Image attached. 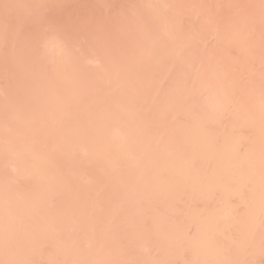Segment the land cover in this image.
<instances>
[{
    "label": "rangeland",
    "instance_id": "rangeland-1",
    "mask_svg": "<svg viewBox=\"0 0 264 264\" xmlns=\"http://www.w3.org/2000/svg\"><path fill=\"white\" fill-rule=\"evenodd\" d=\"M261 101L264 0H0V264L194 262L193 221L217 204L203 183L184 189L178 147L231 155L219 136L250 139L253 122L264 144ZM193 151L184 165L207 172ZM137 152L162 175L147 190ZM212 235L211 264H264V229L239 249Z\"/></svg>",
    "mask_w": 264,
    "mask_h": 264
},
{
    "label": "bare ground",
    "instance_id": "bare-ground-1",
    "mask_svg": "<svg viewBox=\"0 0 264 264\" xmlns=\"http://www.w3.org/2000/svg\"><path fill=\"white\" fill-rule=\"evenodd\" d=\"M49 35V33H48ZM46 50L50 53L53 60H56L54 64L56 66H61L64 68L65 61H61L64 58V54L67 51V46L63 42L56 38L49 36L47 39ZM63 50V51H61ZM230 91L235 89L229 87ZM261 105L264 107V101H261ZM206 108L213 107L211 104H204ZM239 106L246 111L247 106L242 99L239 100ZM216 108L222 109L220 106L216 105ZM239 108V107H235ZM235 123V121H233ZM222 125V122L216 123L214 131H216ZM255 128L257 129L255 135L252 138L240 137L238 135L230 134L228 129L223 137L225 142H223L221 136L218 140V146L222 145L226 149L233 151L236 150L231 155L225 153L223 156L216 157L212 161L206 160L204 157V144L202 141H198L197 144L189 146L182 144L178 147V165L180 169L178 171L179 178L184 179L183 185L185 190L192 192L193 194L199 193L190 190V187L197 183L205 184L208 189L203 193L202 196H214L217 206L210 214L200 215L199 219L193 221L196 227L200 230H194L196 244L193 245L192 258L194 262L192 263H182V264H211L209 260L206 259L207 252L209 253L208 247H205L202 252L199 250L202 245L209 243L208 237L210 234L214 237V243H216V238L219 242L220 248H226L230 246H235L239 249L241 242L240 234L243 232H249L250 237L253 234H259L261 230L264 229V205L261 206L259 203L264 201V144L263 140L260 139V131L256 122H253ZM121 127L117 121H113L110 125V131L114 134L115 138H119L121 135ZM217 129V130H218ZM263 145V146H262ZM192 148L194 153H192V158L195 160L203 158L204 167L207 172L197 173L196 169H187L184 165L186 160V155L190 152ZM141 152L134 153L131 157L132 166L131 169L138 172V182L139 185L147 190L152 182L156 178H161L162 175L153 173V171L142 166L143 156L140 155ZM242 186L243 192L237 190V186ZM246 188V189H245ZM37 208V207H33ZM253 215H257V221H254ZM33 231L39 235H46V231L39 224L38 221H33ZM195 227V228H196ZM236 227L238 231H236ZM0 229H8L7 227H0ZM220 232V235H215V233ZM215 235V236H214ZM232 236L235 240L231 241ZM182 240L181 238H178ZM255 238H250L248 242L254 244ZM87 241V239H84ZM212 241V240H211ZM207 242V243H206ZM264 245V240L261 241ZM228 249V248H227ZM217 258L224 259L226 257L224 251L219 249L216 254ZM217 264V263H214Z\"/></svg>",
    "mask_w": 264,
    "mask_h": 264
},
{
    "label": "snow or ice",
    "instance_id": "snow-or-ice-1",
    "mask_svg": "<svg viewBox=\"0 0 264 264\" xmlns=\"http://www.w3.org/2000/svg\"><path fill=\"white\" fill-rule=\"evenodd\" d=\"M61 51H63V50H61Z\"/></svg>",
    "mask_w": 264,
    "mask_h": 264
}]
</instances>
